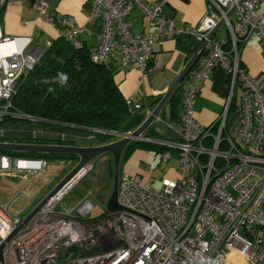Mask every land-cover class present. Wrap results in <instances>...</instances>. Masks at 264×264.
Segmentation results:
<instances>
[{
  "label": "built area",
  "instance_id": "built-area-1",
  "mask_svg": "<svg viewBox=\"0 0 264 264\" xmlns=\"http://www.w3.org/2000/svg\"><path fill=\"white\" fill-rule=\"evenodd\" d=\"M241 1L207 0V13L196 26H177L164 14L165 0L153 4L89 0L87 22H99L100 30L99 43L91 53L96 64L118 71L131 67L144 74L161 67V57L153 53L154 43L178 38H191L198 46L207 42L206 55L188 74L184 113L173 127L176 139L139 140L166 147L163 162L176 151L178 178H162L161 185L154 187L139 174H122L117 202L123 209H105L98 217H93L90 191L69 212L56 210L76 181L66 184L5 243L0 264H233V254L244 264H264V78L257 82L240 63V49L250 37L256 36L264 50V22L257 9L261 0ZM5 3L0 0V14ZM134 7L148 20L150 31L131 33L126 18ZM36 9L48 14L45 0H37ZM220 19L228 37L208 39ZM51 20L58 37L74 48L84 46L82 36L88 33L84 25L68 17ZM52 42L48 39L44 46L29 47L28 37L5 36L0 26V122L21 118L10 111L11 99ZM217 64L227 73L228 94L222 112L205 126L196 119L193 102ZM238 86L242 90L237 106L240 130L234 138L227 132V117ZM125 102L130 112H141L144 120L152 113L146 102L130 97ZM31 138H36L34 133ZM45 165L43 160L0 155V173L35 176ZM91 168H83L77 181ZM147 172H152L150 167ZM8 208L0 204V241L23 219L11 215Z\"/></svg>",
  "mask_w": 264,
  "mask_h": 264
},
{
  "label": "crops",
  "instance_id": "crops-1",
  "mask_svg": "<svg viewBox=\"0 0 264 264\" xmlns=\"http://www.w3.org/2000/svg\"><path fill=\"white\" fill-rule=\"evenodd\" d=\"M45 1L48 10L47 15L41 14L36 9L37 0H6L0 14L2 34L11 37H28L30 39L29 47L35 45L44 46L46 40H55L58 38L57 25H55L51 19L68 17L75 23L84 25L88 30V33L82 36L83 45L85 47L92 51L95 46L98 45V36L100 31L99 22H96L95 24L87 22V15L90 9L89 0ZM144 1L149 4H153L156 0ZM207 5V0H165L164 14L168 19L173 20L177 26H196L207 13ZM257 9L262 22H264V0L259 2ZM126 19L131 24V33L134 35L148 32L152 29L148 20L141 15L140 10L136 7L131 10ZM220 28L216 31L213 37L218 40L227 38L228 32L226 27L224 26V31H221ZM184 39L185 38L167 39L153 44V53L161 57V67L158 69L151 68L144 74L131 67H126L120 70L115 75V80L123 97H130L134 102H146L147 104L149 102V98L156 99L161 97L176 80L184 68L187 60L193 54V52L190 53L183 51L182 42ZM206 53L207 51L204 50L200 59H202ZM240 63L241 67L245 69L249 75L253 76L257 82L264 78V50H262L256 36L250 37L241 47ZM188 81L189 79L187 78L183 83L182 96L188 85ZM227 94L228 76L223 67L217 64L212 69L210 79L203 84L199 94L194 99L193 110L195 112L196 119L205 126L211 125L215 121L216 117L222 112ZM232 101L235 103L236 107L232 109V115H230L231 112L228 113L227 132L235 138L239 121L237 106L240 104V100H236V91ZM154 107L155 105L150 108L153 109ZM183 113L184 111L181 98V107L179 109L180 122ZM179 123L171 121L168 117V106L166 103L161 109L159 115L156 117L154 123L143 134V137L153 133L157 139L149 137L148 139L174 140L176 139V133L173 130V127ZM160 124L164 126L166 131H160L159 127H157ZM41 125L43 127H41L38 132V136H36L39 140H56L64 138L76 141L75 146H96L95 144L81 145L78 143L79 141H77L80 133L69 128H64L66 129L65 133H57L59 131H55V127H60L53 124L42 123ZM136 156L138 157V160H141L140 165L137 164L138 161L134 159ZM145 156L158 157L157 163L154 167L158 168L159 164L162 163L165 165V170H163L160 175L154 176L153 174L155 168H153L150 164L143 162L145 161V159H143ZM103 157L106 158L107 156H101L99 159H104ZM39 160L45 161L46 165L35 176H31L29 173L25 172H22V174H13L12 172L0 173V193L3 192L4 195V197H0V204H7L9 207V213L13 216L23 218V216H26L27 213H29V211L34 208L46 195L45 194L37 201V194H39L41 186H36V184H58L66 173H68V171H70L71 168L78 162L77 157L76 159L68 161H58L47 158H40ZM54 163H59V165L52 166V169L50 170L51 174L50 171H44L45 168L48 167V164L53 165ZM147 167H150L152 170L151 173L147 172ZM178 168L179 164L176 151H171V159L163 162L161 161V153L140 149L133 152V154L129 157L127 162L124 164V172L122 174H139L141 175L143 181L149 182L154 187H159L161 185L162 178L177 180ZM90 171L91 169L82 178L76 181L75 184H80ZM154 182H156V184H154ZM13 184L19 185V188L13 187ZM30 191L32 194L31 196H29ZM262 209H264V207H262ZM231 260L233 264H244V260L236 254L231 255Z\"/></svg>",
  "mask_w": 264,
  "mask_h": 264
},
{
  "label": "trees",
  "instance_id": "trees-1",
  "mask_svg": "<svg viewBox=\"0 0 264 264\" xmlns=\"http://www.w3.org/2000/svg\"><path fill=\"white\" fill-rule=\"evenodd\" d=\"M225 48L228 46L226 45ZM182 49L190 53L194 52L197 49V43L191 38H185ZM91 53L92 51L85 46L74 48L64 38L58 37L53 40L38 64L19 82L11 99L10 111L21 118L7 117L2 121L27 120L23 117L29 116L37 120L34 123L53 124L84 134L94 140L95 145L114 142L118 139L117 135L136 130L144 121V115L141 112L129 111L115 80V75L119 71L92 62ZM62 75L67 76L66 81L61 80ZM187 78L188 76L167 101L168 117L175 123L180 122L179 109L183 83ZM158 98H149L147 106H153V102ZM234 107L236 105L232 101L229 113ZM145 137L157 139L153 133ZM5 141L76 145V141L64 138L39 140L21 137L4 140L0 137V142ZM137 148L161 154L168 150L152 142L132 141L123 151L122 158L126 159ZM0 155L37 160L40 158L58 161L76 159V156L67 154L0 151Z\"/></svg>",
  "mask_w": 264,
  "mask_h": 264
},
{
  "label": "water",
  "instance_id": "water-1",
  "mask_svg": "<svg viewBox=\"0 0 264 264\" xmlns=\"http://www.w3.org/2000/svg\"><path fill=\"white\" fill-rule=\"evenodd\" d=\"M243 1V0H242ZM241 1V2H242ZM239 2V4H241ZM236 7H232L226 14L229 18L235 11ZM224 21L220 19L215 28L209 33L208 39H211L216 31L222 27ZM206 41H203L197 49L193 52L191 57L187 60L184 68L170 86V88L157 100L153 102L155 107L152 113L142 122V124L133 132L122 134L116 141L104 145H96L89 147L75 146V145H57V144H36V143H12L0 142V151L2 152H26V153H47V154H67L73 155L78 158V162L71 168V170L58 182V184L48 192L38 204L30 210V212L22 219V223L10 234L4 241H0V262H3V247L5 243L13 236L15 232L22 228L30 218L49 200L55 195L64 185L68 184L74 176L83 168L91 165V162L100 158L103 155H111L113 163V180L112 190L106 202L105 209L107 212H115L123 208L117 202L118 183L120 177V163L123 151L132 141H139L143 134L154 123L156 117L159 115L161 109L165 106L169 98L176 91L181 82L188 76V74L195 67L200 57L202 56Z\"/></svg>",
  "mask_w": 264,
  "mask_h": 264
},
{
  "label": "rangeland",
  "instance_id": "rangeland-1",
  "mask_svg": "<svg viewBox=\"0 0 264 264\" xmlns=\"http://www.w3.org/2000/svg\"><path fill=\"white\" fill-rule=\"evenodd\" d=\"M220 29L221 31H224L225 28L224 26H222ZM241 92H242L241 88L238 86L236 88V100H240ZM230 115H232V112ZM41 127L43 126L39 123H34L32 121L20 120V119L4 120L0 122V131H3L2 139L4 140H9V139L17 138V137H26V138L29 136L32 137L33 132H36L34 133L36 137L38 136V132L40 131ZM157 127H159L160 131L162 132L166 131V129L164 128L162 124H160ZM55 128H56L55 131L57 130L59 131L57 133L66 132V129L57 128V127ZM239 130H240V123L238 121V130H237L236 137H238ZM77 141H79L78 143H80L81 145L82 144L83 145L96 144L94 143L95 142L94 140L89 139L88 136H85L84 134H79V139H77ZM136 150H140V149L137 148L133 152H135ZM133 152L126 159L121 158L120 175L124 172V164L127 162L129 157L133 154ZM103 156H107V157L106 158L103 157L104 159H99L98 157L91 162L92 168H91L90 173H88L87 176L84 177V179L81 181L80 184H75L69 190V192L64 196L62 201H60L57 204L56 210L58 212L67 213L70 210L74 209L75 206L80 201V199H82V197L89 191L91 192L89 198L94 205L93 217H98L104 212L106 202L108 200L107 197H109L111 190H112V180H113V165L112 164L113 163H112L111 155H103ZM157 158L158 157H154V156L153 157L145 156L143 157V159H145V161L143 162L150 164L153 168H155L154 166L157 163ZM134 159L138 161L137 164L139 165L141 164V160H138L137 156ZM100 160H103V161H100ZM54 165H59V163H54L53 165L48 164V167L45 168L44 171L45 172L50 171L52 169V166ZM163 170H165V165L160 163L158 168L154 169L153 175L158 176ZM13 174H22V172H13ZM50 174H51V171H50ZM154 184H156V182H154ZM38 185H40L41 188H40L39 194H37L38 195L37 201L41 197H43L45 194L50 192L57 184H36V186ZM13 187L19 188V185L13 184ZM31 195L32 194L30 191L29 196ZM0 197H4L3 192L0 193ZM24 217L25 216H23V218Z\"/></svg>",
  "mask_w": 264,
  "mask_h": 264
},
{
  "label": "bare ground",
  "instance_id": "bare-ground-1",
  "mask_svg": "<svg viewBox=\"0 0 264 264\" xmlns=\"http://www.w3.org/2000/svg\"><path fill=\"white\" fill-rule=\"evenodd\" d=\"M5 50H6V48H5ZM21 165H25V164L21 163ZM83 171H85V170H80L68 184H73L75 181H77V179L80 177V175L83 173Z\"/></svg>",
  "mask_w": 264,
  "mask_h": 264
},
{
  "label": "clouds",
  "instance_id": "clouds-1",
  "mask_svg": "<svg viewBox=\"0 0 264 264\" xmlns=\"http://www.w3.org/2000/svg\"><path fill=\"white\" fill-rule=\"evenodd\" d=\"M61 80H62V81H66V80H67V76H66V75H62V76H61Z\"/></svg>",
  "mask_w": 264,
  "mask_h": 264
}]
</instances>
